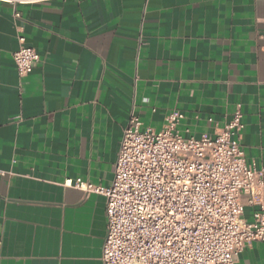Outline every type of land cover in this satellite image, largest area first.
Masks as SVG:
<instances>
[{
	"label": "crops",
	"instance_id": "1",
	"mask_svg": "<svg viewBox=\"0 0 264 264\" xmlns=\"http://www.w3.org/2000/svg\"><path fill=\"white\" fill-rule=\"evenodd\" d=\"M19 35L39 55L26 77ZM237 106L259 169L264 0L0 2V264H102L106 199L66 180L110 187L131 116L159 131L178 112L181 135L213 137ZM236 264H264V242Z\"/></svg>",
	"mask_w": 264,
	"mask_h": 264
},
{
	"label": "built area",
	"instance_id": "2",
	"mask_svg": "<svg viewBox=\"0 0 264 264\" xmlns=\"http://www.w3.org/2000/svg\"><path fill=\"white\" fill-rule=\"evenodd\" d=\"M45 1L0 0L14 7ZM17 40L12 58L26 77L39 55L23 36ZM182 118L171 112L154 131L131 116L110 187L66 180L106 199L102 264H236L248 246L264 242V167L245 161L240 107L213 137L181 135Z\"/></svg>",
	"mask_w": 264,
	"mask_h": 264
}]
</instances>
